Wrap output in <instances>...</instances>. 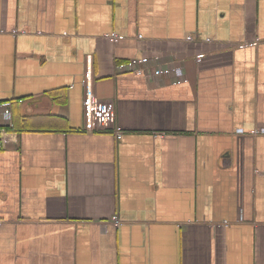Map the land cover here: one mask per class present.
Listing matches in <instances>:
<instances>
[{
	"label": "crops",
	"instance_id": "crops-1",
	"mask_svg": "<svg viewBox=\"0 0 264 264\" xmlns=\"http://www.w3.org/2000/svg\"><path fill=\"white\" fill-rule=\"evenodd\" d=\"M0 127V264H264V0H0Z\"/></svg>",
	"mask_w": 264,
	"mask_h": 264
},
{
	"label": "built area",
	"instance_id": "built-area-1",
	"mask_svg": "<svg viewBox=\"0 0 264 264\" xmlns=\"http://www.w3.org/2000/svg\"><path fill=\"white\" fill-rule=\"evenodd\" d=\"M111 38L112 39H117L116 36H111ZM187 39H191L192 40L193 37L192 36H189V37H187ZM86 84H87V91H86L85 106L88 109V111H91V109H93L96 106L97 100L95 98L94 93L91 90L90 79L87 80V83ZM8 115H9V112L6 111L4 118L9 117ZM3 131H5V128H1L0 127V140L2 139V133H3ZM115 135H116L117 138H121L122 137V128L120 126H117L115 128ZM111 219L113 220V222H115L116 225L119 222V220H118V218L116 216H113Z\"/></svg>",
	"mask_w": 264,
	"mask_h": 264
}]
</instances>
